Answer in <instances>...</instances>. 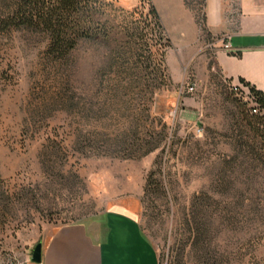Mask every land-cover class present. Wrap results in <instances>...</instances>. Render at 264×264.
<instances>
[{
  "label": "rangeland",
  "instance_id": "374dc122",
  "mask_svg": "<svg viewBox=\"0 0 264 264\" xmlns=\"http://www.w3.org/2000/svg\"><path fill=\"white\" fill-rule=\"evenodd\" d=\"M89 1L94 21L138 27L142 59L159 50L145 71L98 41L49 63L45 34L0 37V264H36L51 229L109 209L138 219L158 264H264V157L240 147L205 0Z\"/></svg>",
  "mask_w": 264,
  "mask_h": 264
},
{
  "label": "crops",
  "instance_id": "0c3cea01",
  "mask_svg": "<svg viewBox=\"0 0 264 264\" xmlns=\"http://www.w3.org/2000/svg\"><path fill=\"white\" fill-rule=\"evenodd\" d=\"M204 13L220 74L264 91V0H205ZM222 38L236 54L221 48ZM41 264H158V255L133 214L109 209L51 229L42 241Z\"/></svg>",
  "mask_w": 264,
  "mask_h": 264
},
{
  "label": "trees",
  "instance_id": "16d2710c",
  "mask_svg": "<svg viewBox=\"0 0 264 264\" xmlns=\"http://www.w3.org/2000/svg\"><path fill=\"white\" fill-rule=\"evenodd\" d=\"M89 2V0H0V37L13 30L45 34L47 43L44 55L49 63L66 62L71 51L82 39L98 41L109 46L113 60H119L122 65L143 66V70L148 71L152 56L159 49L153 52L152 48H155V45H151L147 57L142 59V54L134 53L136 49L143 51L145 49L143 47H147L138 27H135V32H130L127 26L116 32L111 25L94 21L96 12ZM148 14L156 26L158 38L162 39L161 20L153 5H150ZM165 46L167 45L162 46L161 56L164 54ZM238 81L248 88L259 110L264 112V91L256 89L241 77ZM241 101L244 107L240 113L241 129L252 136V142L249 144L242 141L240 147L264 157V115L253 113L247 102L243 99Z\"/></svg>",
  "mask_w": 264,
  "mask_h": 264
},
{
  "label": "built area",
  "instance_id": "2783aa9c",
  "mask_svg": "<svg viewBox=\"0 0 264 264\" xmlns=\"http://www.w3.org/2000/svg\"><path fill=\"white\" fill-rule=\"evenodd\" d=\"M220 42H221V48L225 52L229 54H236L237 51L231 46V44L225 38L220 39ZM226 80H227L229 88L231 90L236 91L237 95H239L241 99L247 102L248 107L252 110L253 113H259L261 115H264V112H261L259 110L258 104L254 96L250 94L248 88L242 82L238 80L237 81H232L229 79H226Z\"/></svg>",
  "mask_w": 264,
  "mask_h": 264
},
{
  "label": "water",
  "instance_id": "95a60500",
  "mask_svg": "<svg viewBox=\"0 0 264 264\" xmlns=\"http://www.w3.org/2000/svg\"><path fill=\"white\" fill-rule=\"evenodd\" d=\"M31 261L36 264L42 263V243L38 242L32 250Z\"/></svg>",
  "mask_w": 264,
  "mask_h": 264
}]
</instances>
